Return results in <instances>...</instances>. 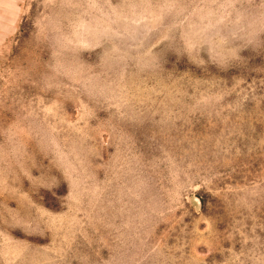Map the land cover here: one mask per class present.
Listing matches in <instances>:
<instances>
[{"label": "rangeland", "instance_id": "1", "mask_svg": "<svg viewBox=\"0 0 264 264\" xmlns=\"http://www.w3.org/2000/svg\"><path fill=\"white\" fill-rule=\"evenodd\" d=\"M0 264H264V0H0Z\"/></svg>", "mask_w": 264, "mask_h": 264}]
</instances>
